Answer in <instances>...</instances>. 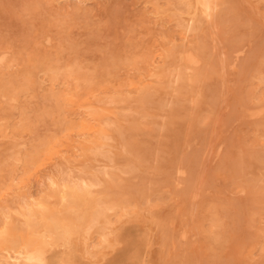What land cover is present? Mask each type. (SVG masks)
Returning <instances> with one entry per match:
<instances>
[{
    "label": "rangeland",
    "instance_id": "rangeland-1",
    "mask_svg": "<svg viewBox=\"0 0 264 264\" xmlns=\"http://www.w3.org/2000/svg\"><path fill=\"white\" fill-rule=\"evenodd\" d=\"M201 1L0 0V264H264V0Z\"/></svg>",
    "mask_w": 264,
    "mask_h": 264
},
{
    "label": "bare ground",
    "instance_id": "bare-ground-1",
    "mask_svg": "<svg viewBox=\"0 0 264 264\" xmlns=\"http://www.w3.org/2000/svg\"><path fill=\"white\" fill-rule=\"evenodd\" d=\"M197 1V3H201L202 1L201 0H196ZM206 2H205V5H206V8H209V0H205ZM246 1V0H245ZM246 5H248V3L246 4ZM251 9V8H250ZM28 12V11H27ZM26 13V12H25ZM263 17V16H262ZM261 19V18H260ZM264 19V18H263ZM183 27V26H182ZM188 28H190V27H188ZM123 33V32H122ZM125 34V33H124ZM47 36V35H46ZM50 42H51V40H49ZM47 42V41H46ZM45 43V42H44ZM49 45H51V44H49ZM191 52V51H190ZM177 55H180L179 53L177 54ZM187 55H188V52H187ZM192 54H189V56H191ZM8 56V55H7ZM181 57V56H180ZM185 57V56H184ZM192 57V56H191ZM10 58V57H9ZM186 58V57H185ZM185 58L183 59L184 61H185ZM1 59V58H0ZM8 59V58H7ZM186 59H189V61L191 62V61H195V59L193 60V59H190L189 57H187ZM4 60V59H3ZM6 60V59H5ZM177 61V60H176ZM180 61H181V58H180ZM183 61V62H184ZM188 61V62H189ZM179 62V61H178ZM186 62V61H185ZM199 62V61H198ZM180 63V62H179ZM192 63V62H191ZM195 63V62H194ZM190 64V63H189ZM203 64V63H202ZM77 65V64H76ZM197 65V64H196ZM206 67V66H205ZM77 68V67H76ZM234 68V67H233ZM75 70V69H74ZM225 76H226V74H225ZM254 79V78H253ZM257 81H259V80H257ZM86 83V82H85ZM82 85V84H81ZM249 86H250V84H249ZM3 99H4V97H2ZM5 101V100H4ZM85 109V108H84ZM88 109H90V108H88ZM82 110V109H81ZM85 110H87V109H85ZM91 110V109H90ZM253 111H255V110H253ZM260 111H261V109H260ZM97 112V111H96ZM249 112V111H248ZM247 112V113H248ZM259 113V112H258ZM260 113H262V112H260ZM249 115H250V113H248ZM263 114V113H262ZM261 114V115H262ZM256 115V114H255ZM263 116V115H262ZM261 116V117H262ZM259 117V116H258ZM257 118V117H256ZM241 121V120H240ZM100 126V125H99ZM90 128H91V126H90ZM76 129V128H75ZM83 129V128H82ZM93 129V128H92ZM70 132V131H69ZM100 149H101V147H100ZM123 151V150H122ZM102 154V153H101ZM45 158V157H44ZM7 160V159H6ZM42 162V161H41ZM44 162V161H43ZM6 163V162H5ZM112 168H110V170H111ZM180 171H182L181 169H179ZM120 173V172H119ZM178 173V172H177ZM69 181V180H68ZM172 181H174V180H172ZM175 182V181H174ZM177 182H175V184H176ZM260 183V182H259ZM95 185V183L94 182H91V183H89V182H87V181H78V182H76L74 185L72 184V188L74 189V191H76V192H79V191H86L88 188H90V187H93ZM179 186V185H178ZM184 186V185H183ZM244 190V189H243ZM245 191V190H244ZM187 192V191H186ZM91 193V192H90ZM241 193H243V192H241ZM90 195V194H89ZM175 196V195H174ZM195 197V196H194ZM100 198V197H99ZM196 199V198H195ZM194 199V200H195ZM193 200V199H192ZM190 203H191V201H190ZM104 206H107V205H104ZM35 207V206H34ZM98 207V209L92 214V217H91V219H90V227L91 226H95V224L98 222V219L102 216V214H103V212H104V209H103V207H99V206H97ZM152 208H154V206L152 207ZM155 208H156V206H155ZM39 209H41V208H39ZM23 210V209H22ZM111 210V209H110ZM151 210V209H150ZM153 210V209H152ZM109 211V210H108ZM110 212V211H109ZM31 215V214H30ZM227 217V216H226ZM25 218V217H24ZM27 218V217H26ZM193 219V218H192ZM232 220V219H231ZM30 224V223H29ZM28 224V225H29ZM162 224V223H161ZM109 225V224H108ZM151 225V224H150ZM98 229V228H97ZM96 229V230H97ZM253 229V228H252ZM4 231V230H3ZM131 231V230H130ZM151 231H152V229H151ZM132 232V231H131ZM186 232V231H185ZM129 233V232H128ZM155 233V232H154ZM96 234V233H95ZM185 234V233H184ZM187 234V233H186ZM185 234V235H186ZM5 235V234H4ZM0 236V240L1 239H5L4 240V242H3V244L5 243V244H8V239L7 238H5V236ZM129 235V234H128ZM127 235V236H128ZM125 236V235H124ZM132 237V236H131ZM22 238V237H21ZM139 238V237H138ZM142 238H143V236H142ZM150 238H151V236H150ZM182 238H183V234H182ZM122 239V238H121ZM128 239V238H127ZM132 239H133V237H132ZM141 239V238H140ZM80 240V239H79ZM123 241H125V240H123ZM132 241V240H131ZM137 241H139L138 239H137ZM7 242V243H6ZM110 242H112V241H110ZM122 242V241H121ZM133 242V241H132ZM156 242V241H155ZM158 242V241H157ZM120 243V242H119ZM139 243V242H138ZM138 243H136L137 245H138ZM144 244V243H143ZM145 245V244H144ZM148 245V244H147ZM64 246H65V244H64ZM81 246V245H80ZM125 246H126V244H125ZM143 246V245H142ZM142 246H140L141 248H142ZM83 247V246H82ZM134 247V246H133ZM133 247L131 248V249H133ZM138 248L139 249V251L138 252H140V251H142V249L141 248ZM58 248V247H57ZM108 248V247H107ZM52 249V248H51ZM83 249V248H82ZM109 249H110V247H109ZM137 249V250H138ZM83 250H85V249H83ZM83 250H81L80 252H82ZM88 250H89V248H88ZM107 250V249H106ZM106 250H105V252H106ZM120 250V249H119ZM55 251V250H54ZM90 251V250H89ZM108 251V250H107ZM147 251V250H146ZM154 251V250H153ZM236 251V250H235ZM53 252V251H52ZM91 252V251H90ZM99 252V251H98ZM155 252V251H154ZM154 252H152L153 254H154ZM75 253H77V252H75ZM84 253V252H83ZM96 253V252H95ZM107 253V252H106ZM105 253V254H106ZM136 253V252H135ZM134 253V254H135ZM70 254V253H69ZM86 254V253H85ZM91 254H92V252H91ZM137 254H139V253H137ZM156 254H158V253H156ZM64 255H66V254H64ZM84 255V254H83ZM93 255V254H92ZM97 255H100V254H98L97 253ZM111 255V254H110ZM109 255V256H110ZM140 255V254H139ZM94 256H96V254L94 255ZM93 256V257H94ZM132 256H135V255H133V253H132V255H131V257ZM63 257V256H62ZM65 257V256H64ZM71 257H73V256H71ZM99 257V256H98ZM130 257V261H131V258ZM143 257V256H142ZM154 257V256H153ZM68 258V257H67ZM79 258V257H78ZM83 258V257H82ZM87 258V257H86ZM138 258V257H137ZM26 259L27 260H29V261H35V260H40V256H38V255H35V254H32V253H29L27 256H26ZM64 259V258H63ZM84 259V258H83ZM102 259H103V257H102ZM143 259V258H142ZM156 259V258H155ZM65 260V259H64ZM68 260H70V258H68ZM76 260V259H75ZM75 260H73V261H75ZM96 260V259H95ZM97 260H99V258L97 259ZM45 261H46V259H45ZM104 261V260H103ZM137 261V260H136ZM43 262V261H42ZM66 262H67V260H66ZM66 262L64 261V263L66 264ZM132 262V261H131ZM36 263V262H35ZM40 263V262H39ZM47 263V262H46ZM61 263V262H60ZM68 263V262H67ZM71 263H72V259H71ZM71 263H69V264H71ZM77 263V262H76ZM133 263V262H132ZM134 263H136L135 261H134ZM40 264H42V263H40ZM75 264V263H74ZM78 264V263H77ZM85 264V263H84ZM101 264V263H100ZM118 264V263H117ZM138 264V263H137ZM140 264V263H139Z\"/></svg>",
    "mask_w": 264,
    "mask_h": 264
}]
</instances>
